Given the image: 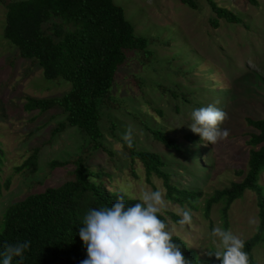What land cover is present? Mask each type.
Segmentation results:
<instances>
[{"label": "rangeland", "instance_id": "1", "mask_svg": "<svg viewBox=\"0 0 264 264\" xmlns=\"http://www.w3.org/2000/svg\"><path fill=\"white\" fill-rule=\"evenodd\" d=\"M113 1L124 10L134 34L147 39L152 59L146 63L141 51H131L118 68L111 89L100 100L103 149L89 155L87 165L103 173L94 180L97 184L128 199L140 201L144 191L163 193L166 206L160 214L173 237L184 241L197 259L204 261L208 251L217 250L212 243L213 227L224 228L219 214L222 205H213L206 219L204 201L215 191L242 180L237 173L246 170V140L251 131L245 117L264 116V0H257L255 6L247 0H211L239 20L219 19L216 25H212L215 15L207 0H192L193 8L178 0ZM5 14L0 3V148L4 153L0 221L8 205L70 178L72 165L51 169L52 161L72 160L90 149L88 137L77 128H67L51 138L63 116L54 111H24L26 97H61L71 84L61 78L46 80L40 66L18 58L16 48L3 37ZM209 104L228 115L221 127L229 135L215 145L201 141L188 127L192 110ZM128 126L138 150L158 154L164 161L171 185L199 192L196 210L171 203L160 178L152 176L146 182L143 166L132 162L120 143ZM147 127L174 139L181 152L156 144ZM190 133L197 138L199 158L191 153L195 145L185 139ZM35 150L37 172H17ZM258 184L264 195V172ZM185 208L191 210L192 222L180 225ZM227 216L225 230L230 229L244 241L251 238L258 225L256 193L246 191L231 205ZM251 219L256 223H250ZM252 254L256 264H264V247H255Z\"/></svg>", "mask_w": 264, "mask_h": 264}, {"label": "trees", "instance_id": "2", "mask_svg": "<svg viewBox=\"0 0 264 264\" xmlns=\"http://www.w3.org/2000/svg\"><path fill=\"white\" fill-rule=\"evenodd\" d=\"M178 1L194 7L192 0ZM247 1L253 6L257 5V0ZM207 2L215 15L211 20L212 25H216L219 19L239 22L235 15L219 8L211 0ZM0 3L6 9L3 37L16 48L18 58L32 60L40 66L46 80L61 78L71 84L69 92L61 97H26L24 111L41 114L54 111L64 119L52 130L51 138L67 128H77L88 137L90 144L88 151H82L72 160H54L49 164L51 169L72 165L68 180L47 187L42 192L32 193L6 207L0 221V264L5 245L18 241H30L31 247L25 252L23 262L14 257L12 264H80L87 258V249L79 237L84 215L91 208L110 207L119 193L97 184L94 180L103 173L87 165L86 158L94 151L103 149L99 128L102 119L100 100L111 89L116 72L127 60L128 52L141 51L146 63L151 61L152 54L147 50V39L134 34L124 10L113 0H19L8 3L0 0ZM245 123L251 131L246 140L249 147L246 170L237 173L242 180L233 182L229 188L215 191L204 201L202 211L208 219L212 206L222 205L219 214L226 228L227 212L231 205L241 199L246 191L256 193L258 225L255 234L245 241L244 248L249 256V264H256L252 252L257 246L264 247V195L263 188L258 184L264 172V116H246ZM146 129L156 144L181 152L175 140L167 134L151 127ZM185 139L195 145L196 150L191 153L199 158L200 148L195 135L190 133ZM120 143L132 162L141 163L147 183L152 176L160 178L171 203L197 209L195 203L199 192L171 185L170 176L164 170V161L158 154L138 150L133 140L131 147L124 139ZM37 158L38 150H35L16 171L26 169L35 174ZM3 162L4 153L0 148V174ZM191 165L194 163L191 162ZM8 185L9 182L5 187ZM3 188L0 181V197ZM137 202L125 196L126 205ZM158 215L166 223L164 215ZM172 218L177 220L173 214ZM173 240L181 246L183 255L192 264H220L215 256L207 255L204 261L198 260L194 250L189 249L184 241L177 237H173Z\"/></svg>", "mask_w": 264, "mask_h": 264}, {"label": "clouds", "instance_id": "3", "mask_svg": "<svg viewBox=\"0 0 264 264\" xmlns=\"http://www.w3.org/2000/svg\"><path fill=\"white\" fill-rule=\"evenodd\" d=\"M226 119L225 111L209 104L192 110L188 127L201 141L215 145L229 135L228 130L221 127ZM132 138L133 130L128 126L123 139L129 147ZM116 195L110 207L91 208L84 215L79 237L87 249V258L80 264H192L158 215L166 206L163 193L144 191L140 201L131 206L126 205L124 194ZM191 222V210L185 208L178 223ZM250 223L255 224L256 220L251 219ZM211 237L217 250L208 251L209 257L215 256L220 264H249L245 241L230 229L213 227ZM30 247V241L6 244L2 264H12L14 257L23 262Z\"/></svg>", "mask_w": 264, "mask_h": 264}]
</instances>
